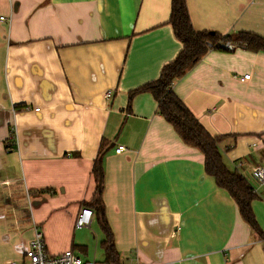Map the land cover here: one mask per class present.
<instances>
[{
    "label": "crops",
    "instance_id": "obj_1",
    "mask_svg": "<svg viewBox=\"0 0 264 264\" xmlns=\"http://www.w3.org/2000/svg\"><path fill=\"white\" fill-rule=\"evenodd\" d=\"M186 1L198 31L264 37V0ZM170 14L171 0H0V264H28L36 226L50 254L104 262L99 199L120 264H264V240L154 96L128 107L183 48ZM173 89L225 136L224 161L258 193L264 232V185L252 176L264 166V52L210 50ZM85 206L93 220L79 228Z\"/></svg>",
    "mask_w": 264,
    "mask_h": 264
},
{
    "label": "trees",
    "instance_id": "obj_2",
    "mask_svg": "<svg viewBox=\"0 0 264 264\" xmlns=\"http://www.w3.org/2000/svg\"><path fill=\"white\" fill-rule=\"evenodd\" d=\"M169 23L173 27L175 36L183 43V48L173 61L164 65L158 79L130 91L128 107L137 94L150 92L157 101L158 112L173 125L187 145L196 147L203 153L207 174L215 179L218 187L228 191L236 201L243 219L264 240V232L253 210V201L259 195L244 175L229 169L226 165L221 150V142L225 136L212 135L173 89L175 82L184 77L210 50H225L222 46L224 42L233 41L237 46L242 45L253 52H264V37L249 31L228 34L213 30L198 31L193 26L186 0H171ZM12 139L14 142L13 132ZM106 150L107 145L102 143L93 167L99 196L103 190L102 159ZM96 205H98L101 227L105 233L102 242L106 255L105 262L120 264V253L116 248L113 232L100 199Z\"/></svg>",
    "mask_w": 264,
    "mask_h": 264
},
{
    "label": "built area",
    "instance_id": "obj_3",
    "mask_svg": "<svg viewBox=\"0 0 264 264\" xmlns=\"http://www.w3.org/2000/svg\"><path fill=\"white\" fill-rule=\"evenodd\" d=\"M4 20V17H1ZM223 48L228 51L235 50L238 46L233 41H226L222 44ZM249 74L245 75V78H249ZM113 95V90H108L106 92V97L110 98ZM30 107H28L29 109ZM14 133V138H16V133ZM124 150V146H118L115 151L116 153H121ZM243 163H238L237 168L242 166ZM253 179L264 185V166L257 167L252 171ZM94 216V211L91 207H82L77 219L76 226L79 228L90 227ZM26 257L28 259V264H117L113 262H103L97 260H85L79 256L74 250H68L59 255L50 254L47 250L46 241L43 232L38 226L35 227L34 236L29 244L26 251Z\"/></svg>",
    "mask_w": 264,
    "mask_h": 264
}]
</instances>
